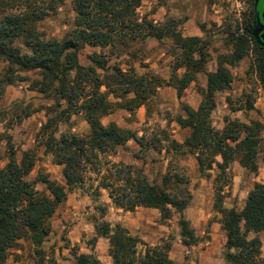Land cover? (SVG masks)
<instances>
[{
	"label": "trees",
	"instance_id": "obj_1",
	"mask_svg": "<svg viewBox=\"0 0 264 264\" xmlns=\"http://www.w3.org/2000/svg\"><path fill=\"white\" fill-rule=\"evenodd\" d=\"M66 0H0V61L6 64L5 73L0 77L1 88L13 85L23 73H37L41 80L32 83L33 89L42 94L51 93L57 108L50 112L47 124L40 133L46 151L57 165L63 167L65 186L51 181L48 175L40 176L39 182L46 186L50 196L40 193L36 183L27 177L34 168L35 160L25 154L18 164L14 159L0 169V264H4L9 250L18 241L29 239L41 256V248L51 233L50 219L63 205L69 193L85 184L87 166L94 167V173L102 176L101 189L109 192L113 204L120 209L133 212L137 208L160 211L164 220H169L172 210L183 215L190 204V195L177 196L167 187L171 180L164 179L163 186L152 184L140 170L124 164H104L102 156L116 153L128 141L134 140L141 147L144 139L114 124L105 127L101 120L106 117L114 104L110 96L125 98L134 95L128 106L129 111L147 105L161 82L152 76L130 75L118 67L110 66L102 54L94 53L89 59L94 66L83 67L79 53L86 47L101 50H124L128 52L138 41L154 38L164 39L166 34L158 31L153 23L140 20L137 10L142 0H72L76 13L75 29L63 40L48 39L38 31V25L56 13ZM256 9L251 14L241 35L235 38L237 48L234 54L224 58L217 72L208 76V87L202 106L197 110L186 108L188 119H179L182 128L191 129L192 135L183 145L169 142L167 151H185L196 157L199 171L203 175L220 171L217 183H225L231 164L239 157L241 166L251 173H258L257 159L264 126L260 122L249 125L239 121H227L225 130L216 131L211 123L215 108L214 95L230 88L233 76L226 64L233 66L253 51L257 56V74L264 88V48L253 37ZM183 52L184 67L188 75L178 84L181 97L187 86L195 80L191 72H201L206 63L205 47L198 38L184 39L175 36ZM28 50V53L23 51ZM199 56L195 60L194 56ZM103 73V74H100ZM106 91L103 92L102 88ZM83 100L84 103L80 104ZM62 101L67 108L60 111ZM247 108L254 109L248 101ZM52 113V114H51ZM83 113L90 125L87 136L63 134L59 138L58 128L64 119L72 114ZM218 158L221 161H218ZM110 166V168H109ZM107 167V169H105ZM97 197H99L97 195ZM222 226L226 233V260L230 264H264L259 259L261 242L258 238L248 240L249 233L264 232V186L256 184L249 194L241 213L223 210ZM245 224V232L241 223ZM182 237L190 234L189 224L182 219ZM97 238L110 243L109 255L114 264H176L169 258V250L151 247L134 237L121 225L111 226L103 222L95 227ZM184 240L186 246L188 244ZM140 245L146 247L140 255ZM232 251H238L234 254ZM43 264V261L40 262ZM49 264H58L50 262ZM75 264H102L94 255H76Z\"/></svg>",
	"mask_w": 264,
	"mask_h": 264
},
{
	"label": "rangeland",
	"instance_id": "obj_2",
	"mask_svg": "<svg viewBox=\"0 0 264 264\" xmlns=\"http://www.w3.org/2000/svg\"><path fill=\"white\" fill-rule=\"evenodd\" d=\"M256 2L257 0H142V5L137 10L140 20L151 22L158 31L164 32L166 36L163 40L148 38L138 41L128 52L86 47L79 53V61L83 67L94 66L89 58L97 53L102 54L110 66H116L124 73L139 77L152 76L160 80L161 87L147 105L133 111L127 108L131 106L129 102L135 98L134 95L125 98L109 97L108 102L115 107L101 120L102 124L105 127L114 124L129 131L138 139H144L145 145L141 147L130 140L124 148H119L114 154L107 153L101 159L104 164L113 162L132 166L158 186H163L165 178L170 179L171 184L167 189L172 194L190 195V204L183 215L172 210L170 219L164 220L158 210L137 208L129 212L117 208L110 199L109 192L100 188L102 176L106 173L96 174V166H87L85 184L69 193L67 201L50 219L51 233L41 248V256L36 254V247L29 239H22L15 248L9 250L4 264H40L41 261L49 264L61 260H71L75 264L76 255L81 254H94L101 262L112 261L109 255L110 243L106 239L103 243H98L100 238H97L95 227L103 222L111 226H123L119 219L126 215L131 218L128 222L133 228H139L146 236L153 237L155 244L152 246L137 238L148 246L167 248L169 258L171 252L181 251V246L191 250V254L185 253L186 259L194 258L193 247L201 250L200 243L211 240L212 233H216L218 243L222 240V235L226 238L222 226V209H234L241 213L255 185L264 186V130L257 159L258 173L244 169L237 157L230 166L225 183H217L220 176L217 167L202 175L195 156L185 151H167V148L172 141L183 145L192 135L191 129L182 128L178 120L188 119L186 108L197 111L202 106L208 76L217 72L224 58L234 54L237 48L235 38L243 33L256 9ZM76 17L72 0H66L56 13L38 25V31L48 39L63 40L75 29ZM175 36L200 39L206 54L203 70L191 72L195 80L187 86L181 97L178 94V84L190 72L182 65L183 52L178 47ZM23 51L29 52L25 48ZM194 59L199 60V56H194ZM257 62L256 54L251 51L233 66L225 65L233 76V82L229 89L214 95L215 108L211 123L216 131L222 133L228 120L247 125L254 121L264 126V88L258 78ZM6 67L0 61V77L5 73ZM37 80L41 79L36 72L23 73L13 85L3 88L0 86V169L6 168L12 159L20 164L25 154L31 155L35 163L27 180L36 183V189L40 193L50 196L46 186L39 182L40 176L48 175L51 181L65 186L63 167L57 165L53 156L46 151L40 133L48 122L50 112H54L57 105L52 92L42 94L38 89L32 88V83ZM102 91L105 92L106 89L103 87ZM84 101L86 100L80 104ZM248 101L254 105L253 110L247 108ZM62 106L60 111L67 108L64 101ZM64 121L59 125L58 138L63 134L85 137L90 132V125L83 113L72 114ZM218 161L221 159L218 158ZM182 219L188 222L192 234L187 239L182 237ZM241 229L245 232L244 222L241 223ZM90 230L95 232V237L90 236ZM255 238L261 242V255L256 261H264V232L248 234V240ZM184 240L192 245L186 246ZM145 251L146 247L140 245L139 254L144 255ZM232 252L238 254V251ZM226 254L225 249V260ZM197 257H200L199 251Z\"/></svg>",
	"mask_w": 264,
	"mask_h": 264
},
{
	"label": "crops",
	"instance_id": "obj_3",
	"mask_svg": "<svg viewBox=\"0 0 264 264\" xmlns=\"http://www.w3.org/2000/svg\"><path fill=\"white\" fill-rule=\"evenodd\" d=\"M259 109V108H258ZM261 109V108H260ZM129 219H131L128 215L121 217L119 219V223H121L124 227H126L130 233L135 236L139 237L141 240L145 241L146 243H150L154 246L155 242L153 237L146 236L139 228H133L132 224H130ZM90 236L95 237V232L90 230ZM212 237L211 240L206 241V243H200V249L197 247H193L194 251V258L186 259V254H191V250L188 247H182V250H177L176 252L170 253V259L174 261L176 264H230L225 260L224 252L226 249V238L222 235V240L217 242V235L216 233L210 234ZM105 239H99L98 243H103ZM197 251H199V258L197 257ZM199 259V260H198ZM59 264H73L71 260L68 261H59ZM102 264H114L113 260L102 261Z\"/></svg>",
	"mask_w": 264,
	"mask_h": 264
},
{
	"label": "water",
	"instance_id": "obj_4",
	"mask_svg": "<svg viewBox=\"0 0 264 264\" xmlns=\"http://www.w3.org/2000/svg\"><path fill=\"white\" fill-rule=\"evenodd\" d=\"M253 37L259 46L264 48V0L256 2V18Z\"/></svg>",
	"mask_w": 264,
	"mask_h": 264
}]
</instances>
